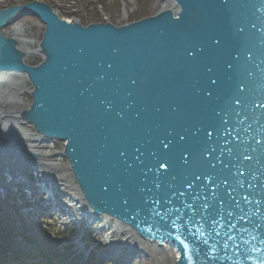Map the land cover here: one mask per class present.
<instances>
[{"label":"water","instance_id":"obj_1","mask_svg":"<svg viewBox=\"0 0 264 264\" xmlns=\"http://www.w3.org/2000/svg\"><path fill=\"white\" fill-rule=\"evenodd\" d=\"M164 2L167 6L151 15L119 24L63 20L34 0L2 6L0 69L27 75L33 89L25 116L39 133L62 142L79 197L93 213L113 218L161 249L170 244L178 253L173 264H259L255 258L264 252L241 246L252 257L245 259L231 241L232 261H210L202 243L210 228L202 205L223 214L222 233L228 231L229 210L235 213L233 234L242 227L264 234V0ZM19 14L42 24L34 66L2 33ZM241 26L243 33L237 31ZM165 136L172 140L168 149L159 144ZM135 146L144 153L142 163L132 159ZM211 148L216 151L204 152ZM192 222L191 231L203 227L205 237L189 234Z\"/></svg>","mask_w":264,"mask_h":264},{"label":"flooded vegetation","instance_id":"obj_2","mask_svg":"<svg viewBox=\"0 0 264 264\" xmlns=\"http://www.w3.org/2000/svg\"><path fill=\"white\" fill-rule=\"evenodd\" d=\"M18 24L9 21L2 33L5 31L3 34L10 37L26 57L39 58L35 53L38 44ZM28 58L26 63L33 65ZM32 89V83L22 70L0 69V198H4L8 187L13 185L17 195L28 200L23 203L19 198L23 209L40 208V212L60 215L67 220L63 224L69 227L73 219L67 215L70 212L69 206L65 205L67 202L60 194L52 196L47 188L50 186L49 176L56 183L65 180L73 186L75 179L61 153L62 142L39 133L25 116L30 107ZM33 153L41 157L37 158ZM58 162L59 168L56 167ZM33 176L36 177L34 181ZM5 179H10L11 184H6ZM158 264L173 263L162 259Z\"/></svg>","mask_w":264,"mask_h":264},{"label":"rangeland","instance_id":"obj_3","mask_svg":"<svg viewBox=\"0 0 264 264\" xmlns=\"http://www.w3.org/2000/svg\"><path fill=\"white\" fill-rule=\"evenodd\" d=\"M30 0H0V6H5L8 4H19L23 2H28ZM41 3L46 4L50 7L57 15L63 19L68 21H76L80 24L96 22V21H107L113 24H119L127 20H131L133 16H136L138 13L142 12L143 16L151 15L154 13L159 7H165L164 0H34ZM162 1V3H160ZM8 3V4H7ZM131 18V19H130ZM17 19V20H16ZM135 19V18H133ZM11 21L14 23H19L18 25L21 26L25 30V32L29 35V38L33 41L38 42V38L40 32L42 30V24L37 20L36 17L30 14H19ZM5 32V31H4ZM3 32V33H4ZM31 58V57H30ZM55 149L59 150L58 146H53ZM10 203H17L14 199H10ZM21 214V213H20ZM18 219V217H13L11 220L15 230L22 231V218ZM27 216L30 215V212L26 214ZM31 221L26 218L24 222V227L27 229L26 234L29 237L34 238L36 241L41 242L43 237H48L52 242L59 243L57 240L60 241V244L64 243L65 239L62 235H59L62 226L61 221L58 220L56 215L53 213H34L31 215ZM101 217V216H100ZM38 219V221H42L40 223V227H34L31 222H34ZM43 223H45L46 228L42 227ZM73 227H78L79 230H75L76 234L71 238L73 244H75V249L77 252L83 254L84 257L93 251L96 257L102 258L107 260L108 257H111V261L115 262L116 264H132V258L127 261L126 263H119V260L116 258L118 253L111 254V256L107 255L103 258L104 254H107L108 250V243L111 245L116 244L119 247V250H122V245L120 243H116L119 239H123V241H130L129 237L123 234L120 235H112L110 238L112 240L105 241V237L103 234L94 231H89L91 226L87 220H83L81 222H77L74 219L69 223ZM68 224V225H69ZM97 226V225H96ZM88 232L87 237H83V230ZM62 237V238H61ZM15 242L17 245L15 247H19L20 245H26L27 241L22 237H16ZM101 239V240H100ZM117 240V241H116ZM85 246V248H84ZM86 249V250H84ZM21 257L25 256V253L19 252L18 253Z\"/></svg>","mask_w":264,"mask_h":264},{"label":"snow or ice","instance_id":"obj_4","mask_svg":"<svg viewBox=\"0 0 264 264\" xmlns=\"http://www.w3.org/2000/svg\"><path fill=\"white\" fill-rule=\"evenodd\" d=\"M253 28H256V25L253 24L251 25ZM237 31L240 33H243L245 31L244 27H238ZM216 44H219L220 41L217 40L215 41ZM189 55H192V53L190 52ZM109 68H111V65H108ZM208 72L212 71V68L209 67L207 68ZM101 79H103V77H100ZM209 81L212 85L216 84V81L211 79V77L209 78ZM131 83L134 85L136 83L135 80H132ZM209 96L212 95L211 91H209L207 93ZM237 103H239V101H236ZM175 109H173L174 111ZM225 124H227V120L223 121ZM198 131V130H197ZM195 135V133H193ZM171 133L168 134V136H170ZM206 135L211 138L212 136V132L211 131H207L206 130ZM168 136H165L163 138L159 139V144L162 145L163 149H168L170 144L172 143V140L168 138ZM178 139L180 141H184L185 140V136L184 135H179ZM167 141V142H165ZM216 150L214 148L211 149H204L205 153L208 152H215ZM223 151V150H222ZM228 151L230 152L231 149H228ZM133 152L134 155L132 157V159L138 163H142L141 157L144 155L142 149L140 146H135L133 148ZM119 155L122 158H125V162H127L126 160V153L124 151H120ZM151 155H155V153H151ZM182 158L184 160V163H188L187 160V156L185 154L182 155ZM245 159H250V157H245ZM162 167L164 165H161ZM212 167H215V165H211ZM128 167L131 168L132 164H128ZM148 171H152L151 168L148 169ZM146 175V173H145ZM240 175H243V173L241 172ZM196 180L200 179V176H196L195 177ZM225 183H227V181H225ZM251 186V185H250ZM156 187L159 188L160 184H156ZM189 187H191V184L189 185ZM241 187H243V185H241ZM141 191H144V189H141ZM148 191H151V189H148ZM181 195H183V193H181ZM206 199V198H205ZM243 200L245 203H251V201L249 200L248 196L243 197ZM125 203H127V201H125ZM145 203H147V201H145ZM153 204H158L159 201H152ZM169 203H171V201H169ZM221 204H224V201L220 202ZM236 208H240V203L238 201H234ZM257 204H259V201L256 202ZM187 208L189 209H193L194 210V206L189 204L186 205ZM212 206L209 203H204L202 205V208L208 212V216L207 217H202V219H205L206 222L210 223V228L207 234V237L205 239H203L202 243L204 245L207 246V255L209 256L210 261H216V260H220V261H224V260H228V261H232V256L229 255V241H231V248L232 250H234L238 255H242L244 256L245 259H252V257L248 256L246 254V252H264V249L258 248L257 247V243L260 245H264V234H260L259 232H257L256 234H253V231L249 228V227H242L238 230H236V233L233 234L232 230L236 229V224L235 223H231V219L235 216L234 211H229L226 210V214L229 217V222L227 224V228L228 231L225 232H221L220 229L225 227V224L223 223V214L219 211L213 213V212H209L208 210L211 208ZM153 215L156 216H160V218L163 220L165 219L164 216H161L160 212L155 210V209H150L149 210ZM171 211V209L169 210ZM181 210L179 208L176 209V212H180ZM220 216V219L217 220L216 217ZM181 219L180 216H177L176 219H173L171 221L172 227L176 228L178 227L177 225V220ZM245 217L244 215L239 216V220H244ZM189 220H192V217H189ZM250 224H252L253 228L255 229H259L261 227V225L256 224L254 221L249 220L248 221ZM195 227V223H189L188 224V228H189V234L193 235V236H199V237H205V231L203 229V227H196V231L192 232L191 228ZM214 234V235H213ZM244 234H247V238ZM222 237H226V239H217V238H222ZM177 239H179V236L177 237ZM213 240V243L209 244V240ZM255 242V243H254ZM181 243H183V241H181ZM241 246H244V248L246 249L245 251H242ZM187 248V245H185V249ZM220 253H223V255H220ZM255 259L258 260L259 264H264V255L262 256H258ZM234 264H240L239 260L235 261Z\"/></svg>","mask_w":264,"mask_h":264},{"label":"trees","instance_id":"obj_5","mask_svg":"<svg viewBox=\"0 0 264 264\" xmlns=\"http://www.w3.org/2000/svg\"><path fill=\"white\" fill-rule=\"evenodd\" d=\"M142 16L143 14L140 12L132 19ZM28 60L36 63L38 58L33 56ZM4 205L5 203L0 201V264H116L113 261L96 257L93 251H90L86 257L77 252L76 245L71 241V238L76 234L73 227L62 229L59 232V235L65 239L62 244H60V239L57 240L59 243H55L46 236L41 242L36 241L26 234L27 229L24 227V223H22L21 232L15 230L11 216L1 209ZM12 210L17 216L18 207H12ZM87 236L85 233L84 237ZM16 237L24 238L27 244L15 247L17 245ZM19 252L25 253V256L21 257Z\"/></svg>","mask_w":264,"mask_h":264},{"label":"bare ground","instance_id":"obj_6","mask_svg":"<svg viewBox=\"0 0 264 264\" xmlns=\"http://www.w3.org/2000/svg\"><path fill=\"white\" fill-rule=\"evenodd\" d=\"M160 3H162V1ZM23 34H25L24 31ZM56 167H61L59 162L56 163ZM49 183L50 186L49 188H47V190L51 191L52 196L60 194L62 197H64L65 202H67V204L65 205L69 206L70 209V212L67 214L68 216H70V218L74 219L77 222H81L82 219L87 220L90 225H93L91 226V228L94 231L98 233L103 231L101 234H103V236L105 237V239H103L105 241H107V239L111 237V235H109L111 234V232L112 235L114 234V236L124 233V235L129 237L130 241H123V239H119L118 241L116 240V243H120L122 245L121 254L125 256L124 257L120 255L118 252H113V254L118 253L116 258L119 260V263H126L132 258V264H158L159 260L163 259L172 261V259L175 258L176 255H178V253L175 251V248H173L170 244H164L162 246L163 249H161L158 245L148 242V240L145 241L137 238L133 235L132 231L120 225L113 218H110L106 215H100V217L99 215L93 213L86 204L82 203V200L79 197V193L76 190L75 186L72 185V183L65 180L56 183V181L51 176H49ZM57 218H60V220L63 222L67 221L60 215H57ZM43 227L46 228V225H43ZM74 229L79 230L78 227H74ZM84 231L85 229L82 232ZM112 239L113 238H110L108 240L110 241ZM115 245L116 244H113L110 247H113Z\"/></svg>","mask_w":264,"mask_h":264},{"label":"built area","instance_id":"obj_7","mask_svg":"<svg viewBox=\"0 0 264 264\" xmlns=\"http://www.w3.org/2000/svg\"><path fill=\"white\" fill-rule=\"evenodd\" d=\"M34 176L31 178L33 181L36 179V177L34 178ZM6 180V179H5ZM6 184H11V182H10V179H7L6 180V182H5ZM8 192H9V194L10 195H12V196H15L16 194H17V191L13 188V185L12 186H10V187H8ZM24 197V196H23ZM24 199H25V201H28L25 197H24ZM18 202V201H17ZM40 208H36V209H30V211L31 212H33V213H36V212H40ZM59 220H60V218H58ZM61 222H63V221H61ZM108 248H110L113 252L115 251V252H118V253H121V250H119V247H118V245H115V246H113V247H110L111 246V244L110 243H108Z\"/></svg>","mask_w":264,"mask_h":264}]
</instances>
